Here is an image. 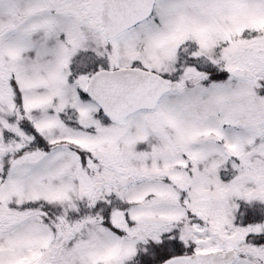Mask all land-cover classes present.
I'll return each instance as SVG.
<instances>
[{"label": "snow or ice", "instance_id": "1", "mask_svg": "<svg viewBox=\"0 0 264 264\" xmlns=\"http://www.w3.org/2000/svg\"><path fill=\"white\" fill-rule=\"evenodd\" d=\"M0 264H264V0H0Z\"/></svg>", "mask_w": 264, "mask_h": 264}]
</instances>
